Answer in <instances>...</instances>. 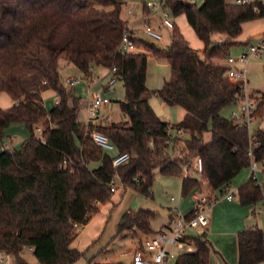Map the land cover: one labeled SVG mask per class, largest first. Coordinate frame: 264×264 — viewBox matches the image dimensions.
Here are the masks:
<instances>
[{"label":"trees","instance_id":"1","mask_svg":"<svg viewBox=\"0 0 264 264\" xmlns=\"http://www.w3.org/2000/svg\"><path fill=\"white\" fill-rule=\"evenodd\" d=\"M124 2L0 0V93L6 92L14 100L10 107L0 106V140L13 123H24L31 132L20 148L0 152V251L10 254L15 264H28L22 257L25 248H32L41 264L76 262L83 254L72 246L78 228L99 212L101 203L111 199L115 177L152 197L156 169H160L163 175L182 177L186 196L202 187L200 179L184 169L188 159L196 156L203 162V171L197 174L213 191L224 194L235 176L250 166L252 146L255 159L264 161V129L251 135L221 115L236 102L242 88L228 77L230 65L225 60L239 44L244 23L264 17V5L203 0L199 6L165 0L175 15H186L204 43L203 54L191 46L176 24L167 48L135 38L144 51L123 54L118 47L129 29L122 16ZM256 4L260 14L253 10ZM216 32L225 38L214 41ZM151 56L165 59L171 67V77L155 90L146 84ZM62 60L87 77L97 66L116 67L126 92L120 106L128 119L110 124L81 121L82 98L74 93V86L64 83ZM49 88L58 96L51 110L43 99ZM148 92L170 106L183 107V119L177 124L162 119L148 100ZM263 107L264 92L258 110ZM41 125L42 137H37ZM171 129L187 137L173 136ZM208 131L211 139L207 141L204 135ZM94 132L106 135L115 152L98 145ZM170 136L172 145L165 143ZM180 142L181 154H176ZM123 152L130 159L114 167L113 158ZM92 162L100 165L91 168ZM237 192L244 205L264 200V189L252 176ZM156 215L146 208L124 213L117 235L154 233L151 222ZM195 242L196 251L182 254L176 264H210L206 234L196 236ZM238 250L239 264L264 263V230L249 226L239 231Z\"/></svg>","mask_w":264,"mask_h":264},{"label":"rangeland","instance_id":"2","mask_svg":"<svg viewBox=\"0 0 264 264\" xmlns=\"http://www.w3.org/2000/svg\"><path fill=\"white\" fill-rule=\"evenodd\" d=\"M124 4L122 15L124 18L131 21L133 26V31H131L135 38L154 42L161 48H167L171 43V35L173 28L167 26L164 23V18L162 16V10L152 8L151 11H148L143 15V8L148 2H155L159 0H126ZM187 2L196 3L201 5L203 0H185ZM230 3L235 2L236 0H227ZM166 11L169 13L171 19L175 22L176 26L181 30L185 35L187 40L190 42L191 46L197 51L201 50L203 46L202 40L197 36L196 32L189 24L185 14L175 15L169 7H165ZM130 11L133 13H130ZM137 16L136 22L132 20ZM140 16V18L138 17ZM133 22V23H132ZM147 23L152 29L158 32L161 35L160 39L153 38L145 32L144 24ZM130 24V25H131ZM264 34V17H258L256 19L247 21L243 25V32L238 37V45L231 49L230 55L237 57L243 50L244 44L248 45H257L261 36ZM225 38V35L222 33H214V41H221ZM137 51H144L143 47L138 45ZM262 54L263 63H264V49L260 51L258 55H255L250 59L247 64V80L248 87L251 89L252 95L259 100V96L252 89L264 90V68L260 63H255V57H259ZM148 64V81L147 86L150 90H155L161 88L164 78L169 79L171 77V67L166 60L161 58L149 57ZM254 59V60H252ZM167 63V64H166ZM60 72L64 83L68 87H72L66 79L68 77L76 78L74 83V93L82 98V104L79 114V119H88V106L93 98L92 96L96 94H101L103 97L109 99V102L102 105L100 108V115L108 117L110 120L101 119L99 123L101 124H110L114 121L123 120L126 121L128 117L122 111L120 106V101L124 100L126 97V92L124 88V83L122 80L116 78V84H109L111 78H114V73L105 69H100L96 67V75L93 74L91 77H87L84 73L79 70L72 63H67L66 61H61ZM112 86V87H111ZM149 95L150 102L155 109L156 113L163 118L164 120L169 121L172 124H177L179 121V112L178 107H172L166 104L159 96L153 94L152 92L147 93ZM11 102V98L5 93H0V103L2 106H7ZM56 103V93L52 89L45 90L44 93V104L48 110H51ZM237 109L236 104H230L221 111V115L231 119L232 111ZM43 125H41V129ZM264 129V107L258 111V119L254 125L250 128L251 135L258 129ZM31 136V132L24 123H13L9 125L5 130V135L3 140H0V152L7 148H20L22 142ZM36 136L42 137L41 130H36ZM205 140L211 139V132L208 131L205 133ZM182 142L176 144L175 153H179V148L182 147ZM109 151V150H108ZM110 153H114V150H110ZM196 156L190 157L189 166H186L184 169L191 174H195L201 181L202 187L200 189H195L190 192L188 195H183L182 188V177L174 175H163L160 172V169H156V180L152 187L153 197H147L140 193L134 187L125 188L120 187L121 182H117L118 189L113 193L111 199H109L100 211L96 214L94 222L89 229H94L100 231L94 241L89 242V236L91 231H83V227L78 228V235L74 239L73 247L78 248L83 252L82 256L73 264H110V263H124V264H133V254L130 253L131 250L136 248L141 244L136 243V239L133 233L125 232L121 235L118 234V225L121 220V217L124 213L128 212V209L135 210L140 206H151L152 208L157 207V215L152 220V228L158 229L161 223L165 220L167 212L174 208V206L179 205L181 212L188 211L193 202V195L195 193H201L205 196H212L214 202L209 208L208 214L212 220L209 226L210 239L212 241H217L212 239L211 235L214 234L218 241H222V237H228L227 242L231 245L232 251L235 249L234 233L238 230L240 224H245L248 218L254 221L259 222V224L264 229V200L258 201L257 204L244 205L240 201L238 195V188L241 184L246 182L252 173L251 167L244 168L235 178L232 180L231 190L235 191L234 198L232 201L223 198V194L220 190L216 192L213 191L207 180L202 179V177L195 173V163ZM100 165V162H92L90 164L91 168H97ZM260 170L257 175L261 182H264V161L259 162ZM185 171V172H186ZM246 174V180L243 183L236 185L237 179L241 178L242 175ZM235 183V184H234ZM236 185V187H235ZM198 194V195H199ZM171 196L176 197V201L171 200ZM143 204V205H142ZM149 209V208H148ZM153 210V209H150ZM156 211V210H154ZM255 224V223H254ZM243 230V229H242ZM191 232V231H190ZM90 233V235H89ZM144 237L151 234H144L140 232ZM142 238V239H143ZM87 242V243H86ZM226 244V242H224ZM86 244V245H85ZM89 244V245H88ZM137 244V245H136ZM86 246V247H85ZM233 254V253H232ZM22 257L28 264H41L33 252L29 248H25L22 252ZM12 264H15L14 259L12 258Z\"/></svg>","mask_w":264,"mask_h":264},{"label":"built area","instance_id":"3","mask_svg":"<svg viewBox=\"0 0 264 264\" xmlns=\"http://www.w3.org/2000/svg\"><path fill=\"white\" fill-rule=\"evenodd\" d=\"M239 4H248L253 2H261L264 5V0H236ZM148 8H157L162 10V16L164 23L169 27H174L175 22L171 19L169 13L166 11L165 0H159L155 2H148L146 4ZM253 10L257 13H261L260 7L256 4ZM145 32L156 39H160L161 35L152 29L147 23L144 24ZM138 43L135 40L134 34L129 30H125L118 50L123 53L136 52ZM264 49V37L260 38L257 45H248L237 57L229 55L226 58V63L230 65L227 75L235 83H241V94L234 104L237 105V109L232 111L231 120L235 125L244 127L250 132V128L254 125L258 119V101L251 93V89L248 87L247 80V64L252 57L258 55L260 51ZM111 72L114 73V78H111L110 84L116 82V67H112ZM66 81L72 86L76 82V78L68 77ZM88 106V119L87 123L96 121L100 118V108L102 105L109 102V99L103 97L100 93L92 96ZM41 130V126L37 127ZM172 130V129H171ZM251 134V133H250ZM96 143L107 150H113L114 145L109 141L108 137L101 132H94L92 134ZM172 136H170L165 143L172 145ZM253 148L249 151L251 156V176L254 178L255 183L264 189V182H261L258 178V171L260 170L259 161L254 157ZM178 154H181L179 151ZM130 159L128 152H123L115 155L113 158V166L118 167ZM190 161L186 162V166H189ZM194 171L196 173H202L203 162L200 157H197ZM118 178L115 177L111 184V190L116 192L118 189ZM121 187H126L121 183ZM234 191L231 187L226 188V192L223 194V198L228 200L233 199ZM175 198L172 197V200ZM195 206L192 214H185L181 212L180 206L176 205L173 210V215L165 227L155 231L151 235H148L142 239L139 246L134 249L133 252V264H176V261L182 254L193 253L196 251V237L191 235L190 231L200 228H207L211 222L210 215L208 214L209 208L214 202V199H210L205 195L195 196ZM0 264H12V257L10 254L0 251Z\"/></svg>","mask_w":264,"mask_h":264},{"label":"crops","instance_id":"4","mask_svg":"<svg viewBox=\"0 0 264 264\" xmlns=\"http://www.w3.org/2000/svg\"><path fill=\"white\" fill-rule=\"evenodd\" d=\"M126 0H125V2H124V4H126ZM123 7H124V5H123ZM151 9L152 8H148L146 5H145V7L143 8V15L141 16V18L143 17L144 18V15L146 14V13H148V11H151ZM130 13H132L131 11H130ZM133 14V13H132ZM123 16V15H122ZM139 18H140V16H138ZM123 18H124V16H123ZM124 19H126V18H124ZM136 19H138L137 18V16H135L134 17V19L132 20L133 22H136ZM127 21H128V27H129V30L130 31H133V33H134V30H133V26H132V24H131V21L130 20H128V19H126ZM132 22V23H133ZM131 24V25H130ZM262 37H264V34L261 36V38ZM238 40V39H237ZM202 43H203V41H202ZM240 43V42H239ZM242 44H244V49L248 46V43H242ZM203 48H204V43H203V46H201V50L200 51H198L201 55L203 54ZM263 56H262V54H260L259 55V57H255V60L254 59H252V60H254V62L255 63H260L261 65H262V67L264 68V63H263ZM149 60H150V58H149ZM149 60H148V64H149ZM162 60H165V59H162ZM167 64V63H166ZM97 67H99L100 69H105L106 70V72H108V70H109V68H106V67H104V66H97ZM111 71V70H110ZM96 67H95V69H94V74L96 75ZM166 80H168V79H166V78H164V80H163V83H162V86H163V84L165 83V81ZM147 81H148V75H147V79H146V84H147ZM116 83H114V84H112V85H115ZM110 82H109V84L107 85V87H105V88H109L110 87ZM162 86H160V87H162ZM112 87V86H111ZM148 87V86H147ZM53 90V89H52ZM255 93H257L258 95H260L261 96V94L264 92V90H256V89H252ZM6 93V92H5ZM44 93H45V91L43 92V99H44ZM56 93V92H55ZM7 94V93H6ZM8 95V94H7ZM9 96V95H8ZM260 96H259V98H260ZM10 97V96H9ZM11 98V97H10ZM57 98H58V96H57V94H56V101H57ZM148 100L150 101V97H149V95H148ZM258 102H259V100L257 99V98H255ZM8 103H10L9 105H7V106H2V104L0 103V106H2V107H4V108H7V107H10L13 103H14V100L11 98V102H8ZM151 103V102H150ZM152 105V104H151ZM172 107H178V112H179V121L180 120H182L183 119V117L185 116V114H186V110L183 108V107H181V106H172ZM259 111V110H258ZM101 119H105V120H107V121H109L110 119L108 118V117H105L104 115L102 116V115H100V118L98 119V120H96V121H91L90 123H93V124H98L99 123V121L101 120ZM163 119V118H162ZM82 121L83 122H86L87 123V119H82ZM112 121H114V120H112ZM118 121H123V120H118ZM167 121V120H166ZM169 122V121H168ZM101 124V123H100ZM171 135H173V136H179V137H183V138H186L187 137V134L186 133H182L181 131H178V130H175V129H172L171 130ZM246 180V174L245 175H242V177L241 178H239V179H237V181L235 182L236 183V185H239V184H241V183H243V181H245ZM234 183V184H235ZM233 183H231V185H232ZM231 185H230V187H231ZM236 185H235V187H236ZM119 187V186H118ZM120 187H121V184H120ZM125 188V187H124ZM128 188V187H127ZM127 188H125V189H127ZM197 194H199V193H195L194 195H193V199H194V202H193V204H192V206H191V208L188 210V211H186V212H183V213H185V214H188V213H190L192 210H193V208H194V206H195V196L197 195ZM202 194V193H201ZM234 194H235V191H234ZM203 195V194H202ZM148 197V196H147ZM152 197H153V194H152ZM172 197H174L175 199L174 200H172ZM234 198V197H233ZM171 200L172 201H176L177 199H176V197L175 196H171ZM228 200V199H227ZM233 199H231V200H229V201H232ZM107 202V201H106ZM106 202H104V203H101L100 204V209H101V207H103L104 205H105V203ZM258 203V202H257ZM257 203H255V204H257ZM143 205V204H142ZM140 208H146V209H153V211L154 210H156L155 212H157V207L156 208H152L151 206H140V207H138V208H135V210H132V209H128V211H130V212H136L137 210H139ZM181 209V208H180ZM100 211V210H99ZM98 213V212H97ZM96 213V214H97ZM96 214H94L93 216H92V218H91V220L86 224V225H84V226H82L83 227V231L84 230H88L89 228H90V226H92V224H93V222H94V218L96 217ZM172 215H173V210H172V208H171V210H169L168 212H167V215H166V217H165V220L161 223V225H160V227L158 228V229H153L154 231H157V230H159V229H161V228H163V227H165L166 225H168V223L170 222V220H171V218H172ZM248 218V220H247V222H245V224H240L239 225V228H238V230L234 233V239H236V241H235V249H233V251H232V246L231 245H229V243L227 242V239H228V237H226V236H224V237H222V240L224 241V242H226V244L224 243V242H222V241H218V239L216 238V236H214V234L213 235H211V238L212 239H216L217 241L215 242V241H212L209 237H210V234H209V226H210V224H211V222H212V220H211V222H210V224H209V226L207 227V228H200V229H195V230H193V231H191V235H193V236H199V235H201V234H203V233H205L206 234V236H207V238H208V240H209V243H210V245H211V253H210V264H239V250H238V232L239 231H241L242 229H245V228H247V227H249V226H259L260 228H262L263 229V227L259 224V222H257V221H254L253 222V220H251V219H249V217H247ZM255 223V224H254ZM264 226V225H263ZM151 227H152V222H151ZM99 229H97V230H95L94 231V229L92 230V229H89V232L91 233V235H90V233H89V242H91V241H94L93 239H94V237H96V235H98L99 233H100V231H98ZM264 230V229H263ZM134 234V236H135V239H136V243L138 244V243H140V242H142V238H143V236L144 235H142L140 232L139 233H133ZM74 243V242H73ZM72 243V244H73ZM87 243V242H86ZM136 244V245H137ZM86 245V244H85ZM89 245V244H88ZM86 247V246H85ZM76 248V247H75ZM135 249V248H134ZM134 249L133 250H131L130 251V253H132L133 254V252H134ZM29 250L31 251V252H33V249L32 248H29ZM233 253V254H232ZM100 264H102V263H100ZM121 264H124V263H121ZM259 264H264V263H259Z\"/></svg>","mask_w":264,"mask_h":264}]
</instances>
